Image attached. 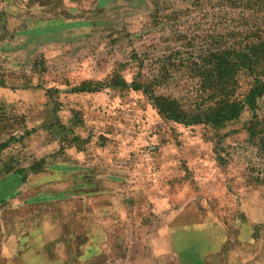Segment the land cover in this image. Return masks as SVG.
Instances as JSON below:
<instances>
[{"label": "rangeland", "instance_id": "374dc122", "mask_svg": "<svg viewBox=\"0 0 264 264\" xmlns=\"http://www.w3.org/2000/svg\"><path fill=\"white\" fill-rule=\"evenodd\" d=\"M257 32V0H0V264H264V96L156 100L203 118L209 52Z\"/></svg>", "mask_w": 264, "mask_h": 264}, {"label": "trees", "instance_id": "16d2710c", "mask_svg": "<svg viewBox=\"0 0 264 264\" xmlns=\"http://www.w3.org/2000/svg\"><path fill=\"white\" fill-rule=\"evenodd\" d=\"M264 0H257V3ZM248 50L225 49L222 52H209L203 64V86L210 88L209 97L216 99L203 106V118L189 115L175 100L158 97V109L169 120L190 123H208L221 126L240 114L244 106L255 108L256 99L264 96V34L256 33L255 40ZM245 72L252 79L247 93L241 97L232 96L237 87L236 76ZM124 83L121 82V85ZM125 85V84H124Z\"/></svg>", "mask_w": 264, "mask_h": 264}, {"label": "crops", "instance_id": "0c3cea01", "mask_svg": "<svg viewBox=\"0 0 264 264\" xmlns=\"http://www.w3.org/2000/svg\"><path fill=\"white\" fill-rule=\"evenodd\" d=\"M26 259V258H25ZM25 259L22 261V260H15V261H13L12 262V264H26L25 262ZM39 259V262H42V260H43V257H41V258H38ZM19 262V263H18ZM23 262V263H22Z\"/></svg>", "mask_w": 264, "mask_h": 264}]
</instances>
